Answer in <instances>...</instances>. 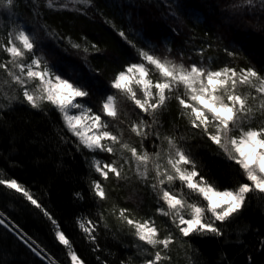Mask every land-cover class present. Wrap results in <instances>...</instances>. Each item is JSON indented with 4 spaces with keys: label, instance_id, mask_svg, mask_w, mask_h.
<instances>
[{
    "label": "trees",
    "instance_id": "trees-1",
    "mask_svg": "<svg viewBox=\"0 0 264 264\" xmlns=\"http://www.w3.org/2000/svg\"><path fill=\"white\" fill-rule=\"evenodd\" d=\"M1 1L7 4L0 10L4 32L21 24L33 38V50L85 90L83 101L99 114L114 79L142 61V52L264 78V0H87L85 9L50 0ZM32 51L25 52L26 60ZM9 58L0 43V264H73L71 253L84 264L151 259L153 246L96 193L99 176L89 162L95 152L52 102L35 105L7 82L3 65ZM257 82L248 79L241 87L247 124L260 128L264 99L255 92ZM192 108L175 95L152 113L123 110L119 117L126 129L135 119L143 121L148 135L130 138L138 147L152 138L163 148L177 145L194 182H186L179 195L201 206L210 226L174 234L171 251L159 264H264V189L255 187L240 160L222 148L213 123L192 122ZM245 184L250 188L241 207L227 217L203 198L204 188L236 190ZM134 186L117 185L113 194L125 203Z\"/></svg>",
    "mask_w": 264,
    "mask_h": 264
},
{
    "label": "rangeland",
    "instance_id": "rangeland-1",
    "mask_svg": "<svg viewBox=\"0 0 264 264\" xmlns=\"http://www.w3.org/2000/svg\"><path fill=\"white\" fill-rule=\"evenodd\" d=\"M49 2L75 9L90 6L87 0ZM4 4L7 5L0 2V10L7 7ZM0 26L1 48L10 54L9 65H3L7 82L22 89L26 99L35 105L52 102L70 130L95 152L89 162L99 176L94 182L96 193L109 199L111 211L128 218L138 237L155 249L151 259L139 264H159L171 251L177 232L189 234L198 227L210 226L204 221L202 207L179 195L186 182L192 186L194 182L192 172L183 165L187 159L177 145L169 142L163 148L152 138L148 146L138 147L130 138L135 134L146 137V126L135 119L127 129L122 128L119 117L123 110L152 113L178 95L183 105L193 107L192 122L213 123V135L222 148L240 160L255 187L264 189V124L260 128L247 124L250 117H244L246 92L241 87L248 79H258L255 92L264 99V78L236 68L208 71L166 55L142 52V61L129 65L114 79L112 93L99 114L83 101L85 90L43 60L42 51L33 50V38L21 24L9 25L6 32V24ZM28 50L35 52L30 60L24 58ZM59 66L69 70L62 63ZM132 183L133 192L125 199L123 194L125 203H121L119 194H113L114 187ZM8 184L22 190L15 181ZM249 188L246 184L236 190L207 187L203 198L218 205L220 216L227 217L241 207ZM0 219L4 221V217ZM58 236L66 242L61 232ZM71 259L73 264H84L75 253H71Z\"/></svg>",
    "mask_w": 264,
    "mask_h": 264
}]
</instances>
